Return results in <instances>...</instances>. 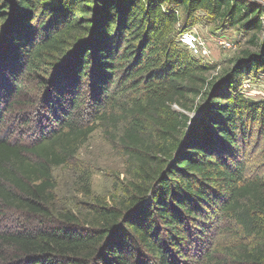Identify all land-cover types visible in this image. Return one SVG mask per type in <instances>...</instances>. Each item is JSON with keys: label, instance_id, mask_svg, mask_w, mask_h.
<instances>
[{"label": "trees", "instance_id": "16d2710c", "mask_svg": "<svg viewBox=\"0 0 264 264\" xmlns=\"http://www.w3.org/2000/svg\"><path fill=\"white\" fill-rule=\"evenodd\" d=\"M197 12L257 45L264 8L241 0H0V216L36 221L0 230V264H264V100L238 83L264 53L203 63L179 41ZM99 127L121 196L57 211L53 170Z\"/></svg>", "mask_w": 264, "mask_h": 264}, {"label": "rangeland", "instance_id": "374dc122", "mask_svg": "<svg viewBox=\"0 0 264 264\" xmlns=\"http://www.w3.org/2000/svg\"><path fill=\"white\" fill-rule=\"evenodd\" d=\"M247 4L260 5L264 8V0H241ZM196 21L188 30H193L203 40V46L207 54H194L205 64H215L216 70L228 69L241 56L242 50H260L264 53V13L262 15L263 27L256 32L257 45H249L252 34L243 31L239 26H232L224 20L214 19L204 12L196 13ZM243 94L253 100H264V68L257 73L245 74L238 80ZM42 113V111H39ZM45 114V112H44ZM12 116H25L15 113ZM18 121V117L15 118ZM24 126L25 138L32 136V125L26 124V119L20 117ZM30 124L35 121H29ZM22 129V128H21ZM19 136L18 131H14ZM253 134L247 147L249 169L255 171L259 167L258 162L264 161V139ZM122 149L113 138H110L102 127L94 130L87 141L80 147L75 158L69 164L57 167L53 170L55 182V199L53 206L57 211L67 208L85 213L84 204L100 199L111 205L121 196V187L124 185L127 173L126 157L121 153ZM86 188L88 191L86 192ZM78 209V210H79ZM45 218V217H44ZM47 221V220H46ZM36 225V221L28 219L25 215L15 211H8L0 216V230L30 227Z\"/></svg>", "mask_w": 264, "mask_h": 264}, {"label": "built area", "instance_id": "2783aa9c", "mask_svg": "<svg viewBox=\"0 0 264 264\" xmlns=\"http://www.w3.org/2000/svg\"><path fill=\"white\" fill-rule=\"evenodd\" d=\"M179 41L187 48L192 50L194 54H207V50L203 46V40L197 32L193 30H186L179 36Z\"/></svg>", "mask_w": 264, "mask_h": 264}, {"label": "water", "instance_id": "95a60500", "mask_svg": "<svg viewBox=\"0 0 264 264\" xmlns=\"http://www.w3.org/2000/svg\"><path fill=\"white\" fill-rule=\"evenodd\" d=\"M190 117L191 118H195L196 117V114H194V113L193 114H190Z\"/></svg>", "mask_w": 264, "mask_h": 264}]
</instances>
